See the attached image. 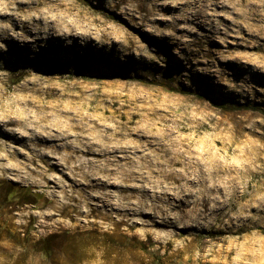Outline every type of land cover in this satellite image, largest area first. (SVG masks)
Returning a JSON list of instances; mask_svg holds the SVG:
<instances>
[{
  "label": "rangeland",
  "instance_id": "1",
  "mask_svg": "<svg viewBox=\"0 0 264 264\" xmlns=\"http://www.w3.org/2000/svg\"><path fill=\"white\" fill-rule=\"evenodd\" d=\"M65 3L0 40V264H264V0Z\"/></svg>",
  "mask_w": 264,
  "mask_h": 264
},
{
  "label": "bare ground",
  "instance_id": "2",
  "mask_svg": "<svg viewBox=\"0 0 264 264\" xmlns=\"http://www.w3.org/2000/svg\"><path fill=\"white\" fill-rule=\"evenodd\" d=\"M52 10H55L56 13L51 14ZM67 11L65 0H0V40L11 42L15 46L19 40H33L37 44H41L55 34L61 38L67 37L68 31L63 30L68 21ZM38 32H43V34L37 35ZM86 33L83 35L86 36ZM35 34L37 36H34ZM0 49L2 50L1 47ZM105 143L103 141L101 155L105 156V161L108 164L109 161L118 163L119 161L107 154L112 152L111 148L117 150L119 146H105ZM135 144L137 146L136 142ZM142 145L141 142L140 146ZM126 156L129 157V155ZM172 160L175 161L174 158H170L167 163ZM128 171L129 174L124 178L125 182H131L129 180L132 174L131 169L129 168Z\"/></svg>",
  "mask_w": 264,
  "mask_h": 264
},
{
  "label": "trees",
  "instance_id": "3",
  "mask_svg": "<svg viewBox=\"0 0 264 264\" xmlns=\"http://www.w3.org/2000/svg\"><path fill=\"white\" fill-rule=\"evenodd\" d=\"M163 87H165L168 90H172V91H178L176 88H172L171 86H169V84L167 82H162L160 83Z\"/></svg>",
  "mask_w": 264,
  "mask_h": 264
}]
</instances>
